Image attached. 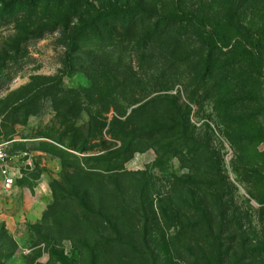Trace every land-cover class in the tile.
I'll list each match as a JSON object with an SVG mask.
<instances>
[{
  "label": "rangeland",
  "instance_id": "1",
  "mask_svg": "<svg viewBox=\"0 0 264 264\" xmlns=\"http://www.w3.org/2000/svg\"><path fill=\"white\" fill-rule=\"evenodd\" d=\"M115 6L122 65L134 55L136 39L141 45L154 24L151 18L141 20L145 14L165 17L179 10L194 23L170 21L167 34L142 49L147 53L144 90L128 83L115 95L106 75L97 76L104 95L91 88L92 70L76 66L66 72V37L83 23L99 21L100 33L107 35L101 11ZM30 7L36 11L32 16ZM54 23L55 32L34 37ZM97 37L94 29L86 30L80 51ZM109 44H97L108 60ZM207 67L214 71L206 79ZM161 69L173 83L157 86L147 80ZM57 87L75 90L82 106H74L78 115L64 125L60 115L70 97L49 94ZM162 98L187 114L186 135L202 150L196 155L174 143L165 154L161 147L175 141L176 132H158L154 140L165 136L161 154L139 142L123 172L86 174L81 164L87 156L122 147L108 132L113 116L124 120L132 108ZM110 101L122 111L113 105L104 113L106 125L88 151L41 137L72 129L83 134L90 114ZM166 103L151 105L148 127L163 115L178 120ZM137 119L144 116L132 117L131 124L144 123ZM3 139L16 141L11 151L18 155L14 185L0 192V264H188L208 252L211 242L202 236L208 228L222 249L236 250L239 242L247 264H264V0H0ZM99 214L110 218L120 238L106 249L97 236L115 235ZM203 218L208 222L200 223ZM181 227L188 228L179 234Z\"/></svg>",
  "mask_w": 264,
  "mask_h": 264
},
{
  "label": "trees",
  "instance_id": "2",
  "mask_svg": "<svg viewBox=\"0 0 264 264\" xmlns=\"http://www.w3.org/2000/svg\"><path fill=\"white\" fill-rule=\"evenodd\" d=\"M5 7H3L4 9ZM119 7L115 6L112 7L110 10L107 11H101L102 15H100V18L103 21L101 24L105 26V30L108 31L107 35L100 33V26L99 22H97V25L95 24H87L83 23L80 25L76 31H74L71 35H67V40H68V48L66 52V57H65V68L66 72L74 69L76 66H79L82 70H92L96 77L93 79V83L91 85V88L93 90H98L100 93L106 95V90L105 87L102 85H99V78L97 76L101 75H106L107 81H108V87L111 89V92H113L115 95L120 94L118 89L121 87L127 85L128 83H136V85L141 86L144 90V85L147 86L146 81H145V75L143 78L141 77V68L143 66V63L147 59V53H143L142 49L146 48L149 44H151L153 41H155L157 38H160L164 35L167 34V28L169 26L170 21H188L189 23H194V19L192 15L189 14H184L177 10L178 12L173 15L161 17L155 13H147L141 20L144 22L146 19H153L154 24L144 38H142V43L144 44L143 47L140 45V40L141 39H136V43L134 46V57H130L128 61H124L126 63L121 64L122 57L119 58L117 56L116 51H117V39L119 38V35H121L122 31L118 30L116 32V29L118 28V21L119 19L116 17L114 18V14H117ZM36 11H33V8L30 7L29 16L34 15ZM141 12V11H140ZM138 12V14H140ZM104 14V15H103ZM147 15V16H146ZM123 20V18H121ZM93 27H91V26ZM90 26V27H89ZM161 26V27H160ZM56 23L51 25V27H41L36 35L34 37H38L39 35H43L46 31H49L50 33L56 31ZM170 27V26H169ZM120 28V27H119ZM88 29H94L95 34L98 35L97 40H94L93 43H90L86 47L84 51H80L81 48V42L83 36L85 35L86 30ZM123 31H127V28L123 27ZM117 33V34H116ZM33 37L31 35L27 36ZM105 38V39H104ZM102 40L108 41L109 47L112 49V51H108V56L110 57V60L105 58V55L103 52L101 53V46H98V42H102ZM116 40V41H115ZM105 42V41H104ZM129 44V41H127V44ZM83 49V48H82ZM114 50V51H113ZM135 64L139 66L138 68L135 67ZM121 65V66H120ZM104 72L102 73V69H104ZM140 70V72H139ZM152 70V69H151ZM212 67H207L204 69L203 75L207 79L208 77H211ZM150 77H148V81L154 82L155 85H160L166 83V82H171L173 83V78L169 79L170 77H166V71L164 69H161L160 72H154L151 71ZM108 75V76H107ZM205 79V80H206ZM209 81V79H208ZM206 82V81H205ZM207 84V82L205 83ZM100 86V87H99ZM66 94L69 99H64L66 100L67 109L62 113L61 118L64 119L65 123L68 122V120H73L77 115L78 112L75 110V105H78L79 109L81 106L80 101L78 99V93L74 90H63L60 89L59 87L55 89H51L49 94H52L56 96L57 94ZM112 93V94H113ZM127 98V96L125 97ZM73 101V103H70ZM159 103V105L166 104L169 106L168 109L172 112H174V116L178 118L176 122H173L170 117L166 118L163 115V120H157V119H152L149 124H151L149 127L145 123L147 119L153 118L151 115L148 113V110L150 109L151 105L153 103ZM163 102V103H162ZM113 105L115 106V109H118V111H122V108L118 107L113 103V101H110L109 104L103 107V109H98L97 113L95 115H91L87 122L84 124L83 129L84 132H77L76 130L72 129L71 133L66 132L63 134H60L59 136L53 134V135H43L41 137H46L49 138L57 143H63L64 141H68L66 146L68 148L78 150L79 152H86L90 149L89 147V142L90 140L97 138L101 133L103 127L106 125V122H103L106 117L104 116V113L110 112V110L113 108ZM114 109V110H115ZM126 113V110L124 111ZM134 113V115H133ZM166 113V112H164ZM120 114H123L120 113ZM149 114V115H148ZM119 115V114H118ZM144 116L143 120H138L140 123H143L142 125H135L131 124V119L134 117L136 119L138 116ZM186 113H184L182 110L179 109L177 104L174 101H170L168 99H160V101L157 99H152L146 103H143L135 108H132L130 113L125 117L124 120L118 119L116 115L113 116V119L110 122V130L108 131L111 134V137L121 141L122 147L121 149L111 152H105L101 153L98 155L94 156H84L86 157L84 161L82 162L81 165L85 167V172L86 174H108V175H113V174H118L120 172H123L125 163L133 156L135 152L138 150L136 149V144L139 142H145L150 145H147V148H156V152L161 154L162 152L159 151V144L162 143L165 139V136L159 138V139H153V136L158 133V132H176L175 141H170L167 143V145H163L161 148L166 147V149L163 148V153L168 152V148L172 147L174 143H178L177 146H181L180 151H184L183 149H188L190 150L189 152H192L194 154H198L202 148L197 147V142L195 141L194 137H190L186 134L188 131V121L186 117ZM122 116V115H121ZM164 121L169 122V125H165ZM93 123H95V126H93ZM157 124V125H155ZM135 126V127H134ZM178 130H180L178 132ZM10 131V129H8ZM11 140V139H7ZM6 139L0 140L2 141H7ZM12 142H16L13 141ZM152 142V143H151ZM180 142V143H179ZM12 144V143H11ZM56 146V145H55ZM54 146V147H55ZM12 147V146H11ZM67 152L70 153V151L67 150H61V154H67ZM207 161V159H206ZM223 212V211H222ZM99 217L103 218V222L105 223V228H110L112 232L115 235V238L111 236H104V237H99L97 236V241L103 240L101 248L106 249L108 246L110 247L113 241H118L120 242L119 234L116 232V228L110 218H107L105 216H102L99 214ZM208 222L206 219H202L200 223ZM224 222V221H222ZM193 230L195 225H191ZM188 227H181L179 230V234L184 232V229ZM192 230V231H193ZM191 231V233H192ZM203 238L206 241L211 242V246L207 250L208 252L203 251L202 254L199 255V257L196 258V255L193 256V259H191L188 264H227V259L228 257H232L231 263L229 264H247L246 260L248 257L246 256L247 253L245 249L237 242L238 244L235 245L236 250L231 249V247H228L227 249H222V245L219 241V237L217 235H213V232L210 228L208 230H205L203 233ZM230 244L234 243L235 239L234 238H228ZM98 243V242H97ZM99 244V243H98ZM231 246V245H230ZM62 262L65 263L62 255H57ZM201 258V259H200ZM252 261L249 263L251 264ZM156 264V263H152Z\"/></svg>",
  "mask_w": 264,
  "mask_h": 264
},
{
  "label": "built area",
  "instance_id": "3",
  "mask_svg": "<svg viewBox=\"0 0 264 264\" xmlns=\"http://www.w3.org/2000/svg\"><path fill=\"white\" fill-rule=\"evenodd\" d=\"M12 140L0 142V192L10 191L14 185V161L18 154L11 151Z\"/></svg>",
  "mask_w": 264,
  "mask_h": 264
},
{
  "label": "crops",
  "instance_id": "4",
  "mask_svg": "<svg viewBox=\"0 0 264 264\" xmlns=\"http://www.w3.org/2000/svg\"><path fill=\"white\" fill-rule=\"evenodd\" d=\"M146 152H147V151H146ZM153 154L155 155L156 153L153 152ZM149 156H150V155H149ZM152 156H153V155H152ZM154 158H155V157H154ZM154 158H153V159H154ZM153 159H152V160H153Z\"/></svg>",
  "mask_w": 264,
  "mask_h": 264
}]
</instances>
